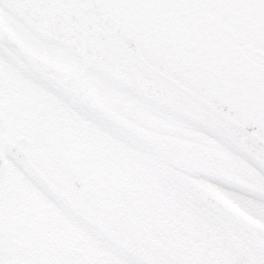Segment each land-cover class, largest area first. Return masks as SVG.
<instances>
[{"label": "snow or ice", "instance_id": "snow-or-ice-1", "mask_svg": "<svg viewBox=\"0 0 264 264\" xmlns=\"http://www.w3.org/2000/svg\"><path fill=\"white\" fill-rule=\"evenodd\" d=\"M0 264H264V0H0Z\"/></svg>", "mask_w": 264, "mask_h": 264}, {"label": "water", "instance_id": "water-1", "mask_svg": "<svg viewBox=\"0 0 264 264\" xmlns=\"http://www.w3.org/2000/svg\"><path fill=\"white\" fill-rule=\"evenodd\" d=\"M221 27H227L226 23H222ZM171 78L176 79V77L171 76V74H168ZM185 87L188 88L189 92H191L194 96H197V98L200 100L201 103L209 104V97L204 93H198L195 89H192L190 86L185 85Z\"/></svg>", "mask_w": 264, "mask_h": 264}]
</instances>
